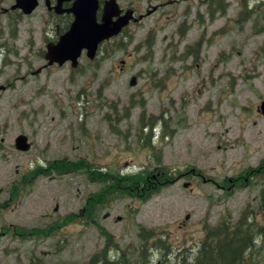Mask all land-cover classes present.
I'll use <instances>...</instances> for the list:
<instances>
[{
  "label": "rangeland",
  "instance_id": "obj_1",
  "mask_svg": "<svg viewBox=\"0 0 264 264\" xmlns=\"http://www.w3.org/2000/svg\"><path fill=\"white\" fill-rule=\"evenodd\" d=\"M174 2L164 13L151 15L152 9L130 35L117 39L125 48H101L99 63L90 65L83 55L77 70L55 65L36 76L31 73L46 64L37 53L25 66L0 64V86H7L0 93V204H7L0 211V264H30L34 258L44 264H85L104 245L84 213L87 198L102 184L82 173L41 176L29 184L26 174L44 162L42 154L86 159L106 173H128L157 164L155 153L161 150L163 164L177 178L195 169L220 185L190 174L147 201L123 198L98 208L96 222L127 249L134 264H141V226L162 233L173 245L166 257L153 248V264H190L205 225L215 226L228 216L235 221L248 204L264 226V182L234 193L229 182L238 168L264 158V131L247 114L264 99V6L236 23L238 0H226V14L212 20L203 0ZM152 31L149 54L145 40ZM19 39V54L29 55ZM132 77H137L134 87ZM143 106L146 123L162 116L167 125L164 138L163 125H156L154 151L143 146L146 137L140 140ZM149 130L144 128L146 135ZM19 135L33 143L29 152L16 150ZM185 183L191 185L185 188ZM13 190L19 191L17 198H12ZM68 215L80 218L61 224ZM13 227L56 231L21 240ZM179 249L189 252L179 254Z\"/></svg>",
  "mask_w": 264,
  "mask_h": 264
},
{
  "label": "trees",
  "instance_id": "obj_2",
  "mask_svg": "<svg viewBox=\"0 0 264 264\" xmlns=\"http://www.w3.org/2000/svg\"><path fill=\"white\" fill-rule=\"evenodd\" d=\"M241 4V12L236 23H244L251 18V16L261 6H264V0H257L254 9H250L256 0H238ZM203 3L208 5V16L211 20L220 13L225 15L228 9L226 0H203ZM260 13L264 18V11L260 9ZM179 34L184 35L182 28L179 29ZM155 31L149 33L145 40V47L148 49L149 54H152L155 40ZM119 44L117 39L110 42L109 49H123V44ZM100 52V51H99ZM99 55V53H98ZM100 58L96 59L99 63ZM132 107V106H131ZM140 117L141 134L140 140L144 137L147 138L143 146L151 148V139L156 125H163L165 129L162 138L166 133V123L162 116H151L149 122L145 120V107ZM129 113H126L128 116ZM161 122V123H160ZM148 127L150 133L145 134L144 128ZM153 132V133H152ZM157 164H150L149 167L138 172H104L97 170L92 162L85 159L78 161H71L69 159L59 160L54 163H49L47 166L40 164L35 165V169L26 174L29 179V184L41 176L63 177L71 174L82 173L92 183L102 184L99 192L91 194L86 200V211L84 212L89 222L97 227L102 238L105 242L102 248L97 250L85 264H134L127 252V249H122L113 234L106 228L101 227L95 219V212L100 207H107L113 204L118 199L132 198L140 201H147L154 195L167 186L173 184L178 178L174 176L173 171L162 162L161 150L155 153ZM153 166V167H152ZM158 170V174L154 175L152 171ZM230 185V184H229ZM19 190V189H18ZM13 190L12 198H17L19 191ZM7 204H0V211L5 209ZM253 210V209H252ZM249 206H246L241 212L237 220H233L228 216L223 218L217 225H205V236L199 245L190 264H264V226L260 225L254 217V211ZM135 212V211H134ZM94 216V217H93ZM76 215H71L64 218L61 224L67 225L75 221ZM76 222V221H75ZM62 225H58V230ZM13 234L19 236L21 240L33 238L49 237L56 230L51 228L46 229H26L22 227H13ZM139 238L142 242L140 260L141 264H153L151 261L152 249L156 248L161 250L162 255L166 257L168 253L171 254L173 245L169 243L162 233H157L154 230L147 229L143 226L139 229ZM179 254L189 252V249H179ZM30 264H44L39 258L32 259Z\"/></svg>",
  "mask_w": 264,
  "mask_h": 264
},
{
  "label": "flooded vegetation",
  "instance_id": "obj_3",
  "mask_svg": "<svg viewBox=\"0 0 264 264\" xmlns=\"http://www.w3.org/2000/svg\"><path fill=\"white\" fill-rule=\"evenodd\" d=\"M77 1L78 0H0V64L8 66L13 63L17 67L25 66L30 64L31 59H29V56L31 54L37 56V53L38 56L36 58L38 59L40 55L41 59L45 60L46 63L40 69L44 71L47 68H52L47 66V61L45 59L47 48L50 44L58 43L60 38L71 29L75 21V14L73 11L76 9ZM114 1L118 4L117 13H119L118 16L113 19L114 21H117L119 17H123L126 14L132 15L130 24L124 28L118 37H116L118 39L130 35V29L149 16L160 12L164 13L168 5L174 6L177 4L174 0H161L159 4L155 6L152 4V0ZM110 2H112V0H97L96 20L98 23L102 24L105 9ZM154 8L155 11L148 16V13ZM162 13L160 16H163ZM142 17L143 19L141 21H137ZM24 24L26 26L23 32H25L26 35L23 36V40H20L19 37L22 34L20 29ZM18 39L21 41L20 44L23 47L26 45L25 51L29 52V55L26 54L21 56L22 54H19L18 48L16 47L17 44H19L16 42ZM37 44L39 45L38 47ZM10 57L14 58V62L9 59ZM93 64V62H90V65ZM33 73L34 72H32L31 75H33ZM263 101L264 99L260 104L251 108V113H247L253 118L252 124L255 127L259 126V131H264ZM262 134L263 133L257 134L256 136L262 137ZM256 136L254 140H257ZM42 158L44 162H40L39 164L43 166L60 160L52 157H44V154H42ZM187 175H190V178L197 177L205 183H213L220 187L215 180L205 176V173L202 171H196L195 169H191L188 173L181 174L178 179H185ZM229 182L232 185V193L239 189L250 190L254 183L264 182V158L258 159L255 163H250L246 168H238V171L235 172L234 177H232ZM185 184L191 185V183ZM250 205L251 204H248L247 206L250 207ZM261 207V209H264L263 203ZM250 209L252 210L251 207ZM85 211L86 207L84 212ZM69 216L71 215L65 218ZM79 218L80 216L78 215L75 221L77 222ZM75 221L73 223H76Z\"/></svg>",
  "mask_w": 264,
  "mask_h": 264
},
{
  "label": "water",
  "instance_id": "obj_4",
  "mask_svg": "<svg viewBox=\"0 0 264 264\" xmlns=\"http://www.w3.org/2000/svg\"><path fill=\"white\" fill-rule=\"evenodd\" d=\"M97 7V0L77 1L76 9L73 11L75 21L71 29L60 38L58 43L50 44L47 48L45 56V59L48 61L47 66L55 64L64 66L70 62L72 68H77L84 51H86L88 59L91 61L95 60L100 46L104 42L120 35L122 30L130 24L132 15L129 14L119 17L117 21L113 20L119 14L117 13L118 4L114 0L107 4L102 24L96 20ZM149 14H151V11ZM142 19L143 17L140 20ZM41 71L42 69H39L34 74L37 75ZM136 85L137 77H132L130 86L134 87ZM4 90H6V87L0 86V91ZM262 108L264 110V101ZM31 146L28 137L25 135H20L15 140V148L18 151L28 152ZM184 187L188 188L189 185L185 184ZM188 219L189 216L186 217V220Z\"/></svg>",
  "mask_w": 264,
  "mask_h": 264
}]
</instances>
